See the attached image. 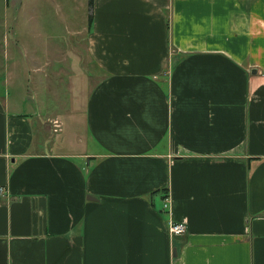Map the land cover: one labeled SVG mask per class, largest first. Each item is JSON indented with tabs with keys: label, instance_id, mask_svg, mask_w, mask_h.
<instances>
[{
	"label": "crops",
	"instance_id": "0c3cea01",
	"mask_svg": "<svg viewBox=\"0 0 264 264\" xmlns=\"http://www.w3.org/2000/svg\"><path fill=\"white\" fill-rule=\"evenodd\" d=\"M91 2L85 139L9 99L64 48L0 42V264H264V0Z\"/></svg>",
	"mask_w": 264,
	"mask_h": 264
},
{
	"label": "rangeland",
	"instance_id": "374dc122",
	"mask_svg": "<svg viewBox=\"0 0 264 264\" xmlns=\"http://www.w3.org/2000/svg\"><path fill=\"white\" fill-rule=\"evenodd\" d=\"M40 3L42 9L39 8L40 5L38 4V11L33 12V16L27 11L29 16L24 14L19 22L17 21L19 8L17 2H11L6 16L4 15L5 7L4 9L0 7V18L3 19L2 22L5 27L2 29V35L0 36L1 48L5 51L3 62L5 65L9 63V66L13 60H22L24 55L28 60L30 53L27 51L21 52L20 47H24L23 44L27 45L35 42L36 45L45 46L44 48L54 45L64 48L63 57L66 56L67 58V60L65 59L67 68L59 69L61 65L58 68L56 77L50 66L44 68L41 65L44 72L47 73V79L40 82L42 84L39 86L40 83L29 85L28 78H24L18 83L11 80L9 99L13 103L18 96L24 98L23 101L26 103L23 110L33 114L34 117H31V119L35 124H38L40 120L41 122L61 121L64 126L62 134L52 137L67 145L71 140L74 141V135L86 138L83 122L87 98L93 91L97 81L93 78L92 68L85 71L86 63L84 62V66H81L83 59L81 53L85 54V37L92 16L91 0H60L59 2L58 0H48ZM64 3L65 7H71L70 14L60 9L61 6L64 7ZM20 21L22 26H20ZM18 43H20V46H18ZM65 45H67L68 50L72 46L73 56L66 54L67 48ZM49 53L51 56L53 55V53ZM78 54L79 56H77ZM41 55L44 58V53ZM51 56L44 59H49L48 65L54 60ZM0 60H2L1 53ZM30 80L35 79L31 78ZM75 138L77 139V137ZM58 148L61 149L64 146Z\"/></svg>",
	"mask_w": 264,
	"mask_h": 264
},
{
	"label": "built area",
	"instance_id": "2783aa9c",
	"mask_svg": "<svg viewBox=\"0 0 264 264\" xmlns=\"http://www.w3.org/2000/svg\"><path fill=\"white\" fill-rule=\"evenodd\" d=\"M54 128L56 130L59 128V126L55 123ZM163 209L168 210V199L164 201ZM185 233H186V226L184 224L170 223L169 234L172 238L182 237L185 235Z\"/></svg>",
	"mask_w": 264,
	"mask_h": 264
},
{
	"label": "trees",
	"instance_id": "16d2710c",
	"mask_svg": "<svg viewBox=\"0 0 264 264\" xmlns=\"http://www.w3.org/2000/svg\"><path fill=\"white\" fill-rule=\"evenodd\" d=\"M91 8H92V2H91ZM91 24H92V17H90V25L89 26H91Z\"/></svg>",
	"mask_w": 264,
	"mask_h": 264
}]
</instances>
